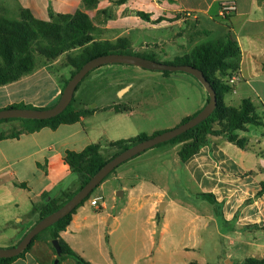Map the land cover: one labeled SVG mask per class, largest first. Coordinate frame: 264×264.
Here are the masks:
<instances>
[{"label": "crops", "instance_id": "obj_1", "mask_svg": "<svg viewBox=\"0 0 264 264\" xmlns=\"http://www.w3.org/2000/svg\"><path fill=\"white\" fill-rule=\"evenodd\" d=\"M8 2L0 3V18L7 19L5 14L12 10L19 20L21 11L28 10L35 19L50 21V13L81 11L94 25L95 41L115 43L122 39L127 54L138 51L165 58L162 48L176 46L173 62L197 46L222 41L227 33L236 39L239 67L232 74L236 80L223 102L233 108H239L243 100L253 104L260 125L247 124L244 130L234 132L247 141L246 148L228 142L224 134L209 135L207 145L184 163L178 156L183 143L150 149L116 168L93 191L98 195L90 196L76 210L60 237L89 264H245L248 259L263 260L264 193L259 194V190L264 182V0H126L120 5L98 0L92 7L83 0ZM225 2L234 3L236 10L223 18L219 8ZM138 12L148 19L140 18ZM183 26L214 39L192 47L190 32L157 35L174 28L185 30ZM62 57L50 61L36 58L32 73L0 86V110L17 104L54 106L66 78L50 69ZM106 67L85 77H90L89 89L96 86ZM68 69L71 74L73 69ZM127 89L125 86L117 93L122 96ZM202 93L198 111L207 103L204 88ZM94 115L34 133L24 132L23 123H0V134L20 133L17 138L0 141V248L16 246L39 221L43 194L60 203L80 187L79 179L63 161L66 151L80 152L99 143L103 158L107 148L115 153L107 146L112 141L107 145L97 141L107 137L108 123H112L101 120L94 130L92 123L86 124ZM111 115L116 117L118 134L128 129L121 118L124 114ZM213 129L219 130L220 125ZM117 136V140L125 139V135ZM179 164L185 172L182 182L187 183L182 197L175 192V177L171 176ZM204 195H211L212 201ZM105 197L110 198L112 212ZM92 200L98 201L97 207L91 206ZM48 237L37 239L12 264H53L56 254ZM58 264L79 263L66 257Z\"/></svg>", "mask_w": 264, "mask_h": 264}, {"label": "trees", "instance_id": "obj_2", "mask_svg": "<svg viewBox=\"0 0 264 264\" xmlns=\"http://www.w3.org/2000/svg\"><path fill=\"white\" fill-rule=\"evenodd\" d=\"M111 1L117 5L126 2V0ZM83 2L87 7H92L97 4L98 0H83ZM137 15L142 19H148V16L144 13L138 12ZM49 17L50 21H40L35 19L28 10H22L19 20L13 21L0 18V86L16 82L24 75L32 73L36 65V55L37 57H42L50 61L72 50L80 49L81 52L78 56L68 57L67 59L68 64L75 68L70 76L71 78L86 62L96 57L109 54H127L125 52L126 42L122 39L117 40L114 44L95 41L92 36L94 25L84 12L76 11L73 14L58 15L50 13ZM142 58L149 59V57ZM239 60L240 50L237 41L230 33H227L222 41L216 44H202L197 46L189 55L178 58L173 63H168L173 65H190L201 71L207 82L215 91L217 107L206 120L199 123L194 128L155 147L183 143L178 152L179 159L183 163L196 155L202 147L207 145L209 135L217 136L224 134L228 142L235 144L241 149L246 148L247 141L238 138L234 132L237 130H244L247 124L255 126L260 125L259 118L255 114V108L249 100H243L239 108L226 106L223 102L224 95L231 90L228 79L238 70ZM169 73L170 72L167 71L163 72L164 75H168ZM68 80L65 81L64 87ZM80 84L81 82L78 84L75 92ZM208 99L207 97V102ZM74 101L75 94L71 103L62 113L48 120L8 119L0 120V123L20 120L23 123V131L26 133H34L43 128L55 130L60 125L77 123L82 117L92 114V111L89 110L76 109L73 106ZM51 107L36 108L30 105L17 104L7 109H49ZM126 110L127 108H125L124 111ZM115 111L118 112L119 110L115 109ZM199 112L200 111L191 117L185 118L180 124L187 122ZM215 124L220 125L219 130L213 129ZM159 133H155L152 136ZM19 134L20 133H16L10 136L0 134V141L6 138H17ZM149 137L151 136L139 134L129 139L110 142L109 147L113 149L115 153L108 159L103 158L100 154L101 146L99 143L89 144L80 152L66 151L63 161L79 179L80 187L74 193L66 194L60 203L50 198L48 194H43L44 204L39 210V220L61 208L75 193L89 182L106 162ZM114 171H112V173ZM107 177L105 179H107ZM262 193H264V182L260 183L259 194ZM90 196L83 200L69 215L44 230L49 231L50 245L54 252L55 250L51 241H58L61 248L59 260L68 257L74 259L79 264H89L69 248L61 239L60 232L67 228L76 210L82 206ZM204 196L209 200L211 198V195ZM40 234L34 238L24 252L13 258H1L0 264H12L16 259L23 257L24 254L31 249ZM245 264H264V259H248L245 261Z\"/></svg>", "mask_w": 264, "mask_h": 264}, {"label": "rangeland", "instance_id": "obj_3", "mask_svg": "<svg viewBox=\"0 0 264 264\" xmlns=\"http://www.w3.org/2000/svg\"><path fill=\"white\" fill-rule=\"evenodd\" d=\"M0 3L9 4L8 0H1ZM9 11L10 12H7L8 14H5L7 19L18 20V16H16L12 10ZM183 29L185 30L174 28L164 33H162L163 31L159 32L157 35L169 37L172 32L179 34H184L186 31L190 32L191 37L188 38L191 41L189 42L190 45L194 42L192 47L214 39V37L204 38L205 35L203 33L199 31L192 32L193 30L190 31L189 28H185V26H183ZM162 49L166 53V58L162 57L164 55L160 54L150 57L144 56V54L138 51L132 52V55L149 57V59H154L153 61L162 64L173 63V54H175L176 51L178 52L176 46L172 47L166 45ZM184 49H188V46ZM80 52V49L72 50L61 55L63 57L59 63L51 67V73H62L64 74L63 77L68 80L75 68L68 64L67 59L68 57L78 56ZM36 58H38V60L41 59V57H37V55ZM106 66L109 67L101 71L103 73L100 78H98V82L94 88L89 89L88 87V80L90 77L82 81L79 90L75 94V101L73 103V106L77 109L89 110L92 111V114H96L94 117L86 119L87 126H89L88 122L92 123L94 130L100 126L101 120L106 119L112 123H108L106 129L108 134L107 137L101 136V138L97 140L103 144L107 145L110 141L117 140L115 139V137H118L117 135H125V139H129L139 134L152 136L155 133L171 130L179 125L182 118L195 114L198 111L200 106L199 102L203 97V87L189 74L183 72H170L168 75H164L163 72L160 71H151L121 64ZM68 67L73 69L71 74L70 71H68ZM125 86H127L128 89L124 93L121 92L123 95L120 96L117 90ZM125 108H127L126 111H124ZM115 109L119 111L116 112ZM111 114H124L121 118L128 125V129H122V134H118L120 131H118L119 127L116 126V117ZM13 122L22 123L20 120H13ZM107 146L109 147V144ZM103 156L105 159L112 156L111 150L107 148ZM183 168V165L179 164L177 168H173L174 170L171 172V176L175 177L174 190L178 194V197H182L183 193H185L184 186L187 185V183H183L184 178L182 177H185ZM97 195L96 192L91 193V196L96 197ZM105 202L108 204L109 212H112V210H110V206L112 205L110 198L105 197ZM47 235L49 236L48 230L41 233L38 239ZM48 245L51 248L50 240Z\"/></svg>", "mask_w": 264, "mask_h": 264}, {"label": "water", "instance_id": "obj_4", "mask_svg": "<svg viewBox=\"0 0 264 264\" xmlns=\"http://www.w3.org/2000/svg\"><path fill=\"white\" fill-rule=\"evenodd\" d=\"M112 64L130 65L151 71L160 72H183L191 75L205 89L208 95V102L203 109L190 120L179 124L175 128L161 132L155 136L137 143L125 151L121 152L108 162H106L100 170L84 185L77 193L74 194L61 208L47 217L39 220L14 247L0 249L1 258H13L24 252L31 244L34 238L45 229L57 223L59 220L69 215L79 204L85 200L90 194L101 184V182L123 163L133 159L134 157L154 148L155 146L168 142L175 137L194 128L199 123L206 120L217 107V97L211 85L207 82L202 72L190 65H173L162 64L156 61L142 58L140 56L130 54H109L96 57L86 62L67 82L61 92L58 102L49 109H3L0 110V120L21 119V120H48L62 113L71 103L78 84L93 70ZM51 244L56 253V259L53 264H58L61 256V248L57 240H52Z\"/></svg>", "mask_w": 264, "mask_h": 264}, {"label": "built area", "instance_id": "obj_5", "mask_svg": "<svg viewBox=\"0 0 264 264\" xmlns=\"http://www.w3.org/2000/svg\"><path fill=\"white\" fill-rule=\"evenodd\" d=\"M235 10H236V7L234 3H229V2L222 3L219 8V16L225 18L226 16L233 14ZM235 80H236L235 77L229 79L228 84L232 85L235 82ZM90 203H91V206L93 207H97L98 205L97 200H92Z\"/></svg>", "mask_w": 264, "mask_h": 264}]
</instances>
